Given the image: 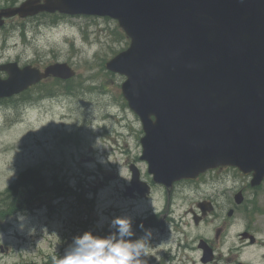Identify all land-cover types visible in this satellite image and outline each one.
Masks as SVG:
<instances>
[{"label": "water", "instance_id": "obj_1", "mask_svg": "<svg viewBox=\"0 0 264 264\" xmlns=\"http://www.w3.org/2000/svg\"><path fill=\"white\" fill-rule=\"evenodd\" d=\"M38 1L3 14L108 16L130 38L105 67L126 76L122 94L142 123V158L155 182L170 187L224 165L253 172V184L264 177V0ZM9 66L0 97L50 74L75 75L66 63L44 73ZM131 169L125 195H146L148 185Z\"/></svg>", "mask_w": 264, "mask_h": 264}, {"label": "rangeland", "instance_id": "obj_2", "mask_svg": "<svg viewBox=\"0 0 264 264\" xmlns=\"http://www.w3.org/2000/svg\"><path fill=\"white\" fill-rule=\"evenodd\" d=\"M4 2L0 0V7ZM40 16L13 17L0 28V63L15 57H21L24 63L34 58L36 65L68 62L76 75L58 81L49 77L38 88L28 89L22 95L24 101L0 103V192L28 168L41 174V178H24L13 195L5 192L0 196V205L7 202V207L14 201L23 206L36 190L50 186L57 176L68 187H76L82 197L77 209L83 221L87 214L96 219L97 225L109 226L101 234L106 238L116 231L111 226L112 217L133 220L163 203L158 187L143 200L132 201L124 195L131 179L129 166L134 160L141 179L147 182L152 178L140 160L141 122L121 94L125 76L104 67L105 61L129 45V39L116 21L88 15L66 16L60 19L62 24L56 34L46 29L45 34L37 36L38 28L32 26L38 22L32 19ZM46 84L49 90L43 89ZM21 194L23 199L14 198ZM6 207L0 208V242L14 251L4 254L0 248V264H14L21 250L25 257H33L61 248L62 223H51L50 231L45 229L35 235L27 216L19 217V222L2 217ZM132 231L134 235L129 239L144 238L150 248L149 255L141 257L146 262L152 257L157 236Z\"/></svg>", "mask_w": 264, "mask_h": 264}, {"label": "flooded vegetation", "instance_id": "obj_3", "mask_svg": "<svg viewBox=\"0 0 264 264\" xmlns=\"http://www.w3.org/2000/svg\"><path fill=\"white\" fill-rule=\"evenodd\" d=\"M147 182L151 192L160 189L163 203L132 220V229L157 236L146 264H264V177L253 184V172L218 166L195 179L176 182L170 189L152 178ZM40 190L28 211L32 229L42 234L45 229L50 231L51 223H62L61 248L55 253L47 250L31 258L19 257L14 264H54L53 257L62 258L74 239L86 231L104 238L101 234L109 226H99L91 217L85 223L81 220L78 194L73 203L66 204L62 184H56L51 202L49 193ZM143 199L136 194L130 200Z\"/></svg>", "mask_w": 264, "mask_h": 264}, {"label": "clouds", "instance_id": "obj_4", "mask_svg": "<svg viewBox=\"0 0 264 264\" xmlns=\"http://www.w3.org/2000/svg\"><path fill=\"white\" fill-rule=\"evenodd\" d=\"M111 226L116 229L106 238L84 232L74 239L73 247L60 258L53 257L54 264H146L142 256L150 249L144 238L129 239L132 231L130 217H115Z\"/></svg>", "mask_w": 264, "mask_h": 264}, {"label": "trees", "instance_id": "obj_5", "mask_svg": "<svg viewBox=\"0 0 264 264\" xmlns=\"http://www.w3.org/2000/svg\"><path fill=\"white\" fill-rule=\"evenodd\" d=\"M70 90H72V89H70ZM29 176V171H26V172H24L23 174H21L12 184V186H10L7 190H6V192L7 193H12V195L14 194L13 192H15V190L16 189H18L19 188V185H22L23 184V179L24 178H26V177H28ZM14 204H15V202L14 201H12V203L11 204H9L7 207H6V205H7V202H5L4 203V206H3V208H5L6 207V209H5V213H8L9 215H10V213L12 214L14 211L12 210L11 211V209H12V207L14 206Z\"/></svg>", "mask_w": 264, "mask_h": 264}, {"label": "bare ground", "instance_id": "obj_6", "mask_svg": "<svg viewBox=\"0 0 264 264\" xmlns=\"http://www.w3.org/2000/svg\"><path fill=\"white\" fill-rule=\"evenodd\" d=\"M150 240V239H149Z\"/></svg>", "mask_w": 264, "mask_h": 264}]
</instances>
